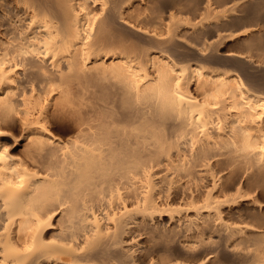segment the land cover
Returning <instances> with one entry per match:
<instances>
[{
  "label": "bare ground",
  "instance_id": "6f19581e",
  "mask_svg": "<svg viewBox=\"0 0 264 264\" xmlns=\"http://www.w3.org/2000/svg\"><path fill=\"white\" fill-rule=\"evenodd\" d=\"M0 264H264V0H0Z\"/></svg>",
  "mask_w": 264,
  "mask_h": 264
}]
</instances>
